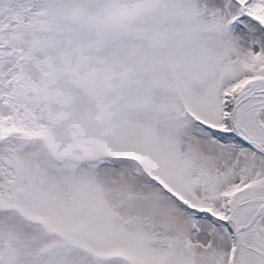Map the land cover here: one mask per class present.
<instances>
[{"label": "snow or ice", "instance_id": "1", "mask_svg": "<svg viewBox=\"0 0 264 264\" xmlns=\"http://www.w3.org/2000/svg\"><path fill=\"white\" fill-rule=\"evenodd\" d=\"M0 264H264V0H0Z\"/></svg>", "mask_w": 264, "mask_h": 264}]
</instances>
